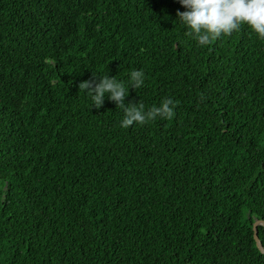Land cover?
Returning a JSON list of instances; mask_svg holds the SVG:
<instances>
[{"label":"trees","instance_id":"trees-1","mask_svg":"<svg viewBox=\"0 0 264 264\" xmlns=\"http://www.w3.org/2000/svg\"><path fill=\"white\" fill-rule=\"evenodd\" d=\"M178 10L0 0V264H264V37ZM106 74L173 113L123 127L80 86Z\"/></svg>","mask_w":264,"mask_h":264},{"label":"clouds","instance_id":"clouds-1","mask_svg":"<svg viewBox=\"0 0 264 264\" xmlns=\"http://www.w3.org/2000/svg\"><path fill=\"white\" fill-rule=\"evenodd\" d=\"M179 2L185 10H178L177 16L188 27L189 35H194L202 45L222 34L230 35L245 23L259 36L264 37V0H179ZM98 78V82L86 80L80 86L90 95L91 105L96 108L104 104L106 96L122 107L125 112L121 121L123 127L131 126L135 122L146 123L158 115L163 117L173 113L174 100L171 97L165 98L159 106L154 105L146 110L142 103L126 102L129 87H126L123 81L108 74ZM144 83V70H132L129 86L139 88Z\"/></svg>","mask_w":264,"mask_h":264},{"label":"water","instance_id":"water-1","mask_svg":"<svg viewBox=\"0 0 264 264\" xmlns=\"http://www.w3.org/2000/svg\"><path fill=\"white\" fill-rule=\"evenodd\" d=\"M258 224H264V220L262 219H256L253 223V228H254V237L257 241V244L259 245V247L262 249V251L264 252V247L261 245L259 237H258V229H257V225Z\"/></svg>","mask_w":264,"mask_h":264}]
</instances>
